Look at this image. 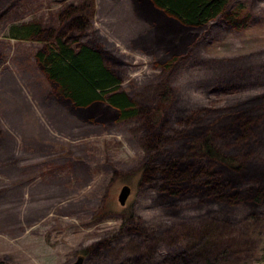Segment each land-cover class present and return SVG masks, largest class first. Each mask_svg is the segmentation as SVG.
Returning a JSON list of instances; mask_svg holds the SVG:
<instances>
[{
	"label": "rangeland",
	"instance_id": "1",
	"mask_svg": "<svg viewBox=\"0 0 264 264\" xmlns=\"http://www.w3.org/2000/svg\"><path fill=\"white\" fill-rule=\"evenodd\" d=\"M237 8L247 12L238 25L219 14L163 68L131 45L149 29L131 0H0L1 260L68 264L80 254L83 264H264V198L254 212L193 198L171 211L157 197L159 172L141 176L144 166L197 157L195 138L175 136L183 128H210L225 152L264 165V97H256L264 95V0L228 1ZM69 9L86 16L81 38L93 35L119 58L111 65L139 105L134 118L91 123L47 100L52 85L33 58L42 41L9 29L34 21L61 30L73 19L62 15ZM144 110H159L156 125ZM236 112L251 119L245 138L222 131L244 118Z\"/></svg>",
	"mask_w": 264,
	"mask_h": 264
},
{
	"label": "trees",
	"instance_id": "2",
	"mask_svg": "<svg viewBox=\"0 0 264 264\" xmlns=\"http://www.w3.org/2000/svg\"><path fill=\"white\" fill-rule=\"evenodd\" d=\"M228 1L131 0L135 15L149 24V34H138L131 40V45L151 53L153 63L165 68L186 53L209 21L219 14L224 12L226 18L236 25L239 24L238 19L247 17L244 9H227ZM68 13L73 15V19L61 30H44L39 22L34 21L13 24L9 29L11 37L42 41L33 58L52 85L47 100H57L68 112L91 123L105 125L134 118L140 111L139 105L120 85L122 69L111 65L114 59L119 58L101 46L97 39L94 40L93 35L81 38L86 16L73 9L62 15ZM71 26L74 30L67 34L70 29H66ZM166 89L164 87L159 93L165 99ZM256 97L261 100L264 95ZM144 113L148 115L150 112L144 110L142 115ZM158 113L159 110L150 113L154 125ZM236 113L237 118L244 116L241 112ZM176 115L177 120L182 119L180 113ZM246 117L224 125L222 131L243 138L249 136L250 126L253 125L249 116ZM183 129H186L184 133L180 129L175 136L183 137L184 134L190 137L189 140L195 138L197 147L194 152L197 157L190 154V161L164 160L161 164H152L151 168L144 166L141 172L144 179L155 171L161 175L157 187L160 203L167 210L176 211L183 200L193 198L197 206L213 204L225 207L242 203L253 208L251 211L254 212L255 205L264 198L263 163L225 152L215 142L210 128H196L197 133H193L192 129ZM0 264L8 263L0 259Z\"/></svg>",
	"mask_w": 264,
	"mask_h": 264
},
{
	"label": "water",
	"instance_id": "3",
	"mask_svg": "<svg viewBox=\"0 0 264 264\" xmlns=\"http://www.w3.org/2000/svg\"><path fill=\"white\" fill-rule=\"evenodd\" d=\"M130 191V187L128 184H124L119 193V200L121 203L125 202V198L127 197V194ZM68 264H83V256L82 255H77L73 260H71Z\"/></svg>",
	"mask_w": 264,
	"mask_h": 264
}]
</instances>
